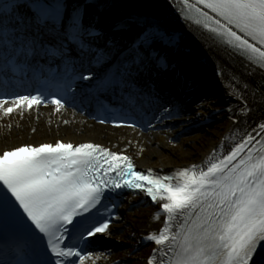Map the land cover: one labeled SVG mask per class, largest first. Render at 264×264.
<instances>
[{
	"label": "snow or ice",
	"instance_id": "obj_1",
	"mask_svg": "<svg viewBox=\"0 0 264 264\" xmlns=\"http://www.w3.org/2000/svg\"><path fill=\"white\" fill-rule=\"evenodd\" d=\"M182 4L185 19L264 70V0ZM90 6L88 0H0V113L45 102L59 112L76 100L78 82L88 81L82 94L102 115L118 103L121 118L133 120L127 127L153 109L157 121L179 115L182 108L151 86L154 66L163 64L156 45L170 40L162 25L134 14L117 25L134 29L130 38L116 40L84 22ZM256 87L264 89V75ZM235 135L240 139L227 150L222 143L202 165L174 175L137 170L131 156L95 143L3 151L0 264H97L106 255L87 251L88 241L111 235L118 207L112 195L125 189L158 206L153 218L162 226L144 237L156 246L147 264H264V122Z\"/></svg>",
	"mask_w": 264,
	"mask_h": 264
},
{
	"label": "bare ground",
	"instance_id": "obj_2",
	"mask_svg": "<svg viewBox=\"0 0 264 264\" xmlns=\"http://www.w3.org/2000/svg\"><path fill=\"white\" fill-rule=\"evenodd\" d=\"M217 57L220 59L219 56ZM260 98L264 99L262 96ZM210 113L206 111L200 120L191 121L190 126L205 121L203 119L211 116ZM222 116L214 114L212 123L215 124L211 132L205 131L193 137L174 139L175 134L182 131L189 123H183L177 130L161 128L156 133L138 136L135 133L128 134L121 130L114 131L108 127L94 125L84 121L80 116L74 117L67 112L55 113L46 108L39 111L22 108L11 113L8 118L0 119V152L6 147L17 146L24 142L43 144L56 138L75 142L89 139L133 155L140 168L173 172L179 168L202 165L209 151L213 150L217 142L224 137L222 134L225 131V137L229 135L230 140L234 141V137L236 140L240 139L235 135L239 123L234 124L231 120H227L229 123L223 121ZM204 123L199 126L202 127ZM132 202L136 207H133L129 214H124L119 226L112 229L111 235L107 236V239L114 243L113 258H105L103 262L97 264H145V258L149 256L150 251L145 249L133 258L130 255L137 252L139 241L146 232H155L161 226V223L153 218L158 207L150 206L140 198ZM116 247L122 251L115 253Z\"/></svg>",
	"mask_w": 264,
	"mask_h": 264
},
{
	"label": "rangeland",
	"instance_id": "obj_3",
	"mask_svg": "<svg viewBox=\"0 0 264 264\" xmlns=\"http://www.w3.org/2000/svg\"><path fill=\"white\" fill-rule=\"evenodd\" d=\"M205 131H209V130L204 129V130H202V132H200V133L202 134V133H204ZM211 131H213V130L211 129L209 132H211Z\"/></svg>",
	"mask_w": 264,
	"mask_h": 264
}]
</instances>
